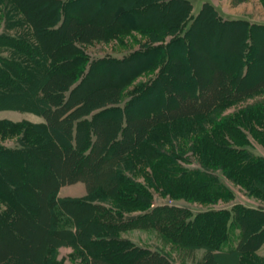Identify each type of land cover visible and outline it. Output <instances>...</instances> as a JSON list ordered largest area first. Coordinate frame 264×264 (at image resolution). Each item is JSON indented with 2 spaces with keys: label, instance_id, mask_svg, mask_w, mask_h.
I'll return each mask as SVG.
<instances>
[{
  "label": "trees",
  "instance_id": "obj_1",
  "mask_svg": "<svg viewBox=\"0 0 264 264\" xmlns=\"http://www.w3.org/2000/svg\"><path fill=\"white\" fill-rule=\"evenodd\" d=\"M191 9L189 0H0V110L41 118H0V264L18 263L32 249L27 230L42 224L37 264H63L59 247L77 264H172L166 251L120 235L149 228L183 263L264 264L262 208L187 217L150 208L149 188L190 201L228 197L215 172L264 201V155L249 139L264 149V52L255 43L264 24L223 19L208 2ZM226 31L238 37L226 44ZM129 32L143 39L121 57L83 47L122 44ZM201 54L213 68L198 74ZM255 66L262 72L247 83ZM187 152L198 167L182 166ZM75 182L84 195H57ZM231 227L236 241L224 248Z\"/></svg>",
  "mask_w": 264,
  "mask_h": 264
},
{
  "label": "rangeland",
  "instance_id": "obj_2",
  "mask_svg": "<svg viewBox=\"0 0 264 264\" xmlns=\"http://www.w3.org/2000/svg\"><path fill=\"white\" fill-rule=\"evenodd\" d=\"M192 5L191 9V15L193 16L196 11L200 8L201 4L203 2H208L209 5L220 15L221 18H242L247 20L250 23H258V24H264V0H189ZM127 13V12H126ZM135 19L137 18H144L143 16H135L133 15ZM152 13H148L145 16V20H156ZM163 22L165 21L163 18H161ZM201 25L205 24L208 25L209 31L215 32V28L207 22L206 19L200 20ZM2 29V22L0 21V31ZM130 35H125L122 39V44H119L116 40L110 39L106 42H93L88 45H84V49L88 53L90 57H98L103 55H111L114 57H121L122 55L126 54L132 49L138 48V41H142L143 37L140 36L138 32H129ZM132 35V36H131ZM193 36H196V30H193ZM237 32L233 31L229 32H223L221 34V37L223 38L224 43H228L232 39H236ZM132 37H134L132 39ZM168 37L165 38L167 40ZM196 38V37H195ZM255 43L257 46H260V50L264 52V36L261 38H256ZM202 60H199L197 63L194 62L196 66V70L198 74H203L202 72H207L208 69V55L201 54ZM207 63V65H206ZM212 69L213 67H209ZM259 72H258V71ZM262 69L255 66L252 67L249 71L248 80L247 83H251L252 80L256 77V75L261 74ZM212 78L214 80V85L218 81V72L216 70H213L212 72ZM148 76V73L140 74L137 76L134 80L135 81H144ZM209 77H211L209 75ZM210 79V80H211ZM223 79V77H221ZM211 84L208 85L209 90ZM211 91V90H210ZM207 92L205 91L204 95H206ZM261 98V96H255L252 98H248L245 101L237 102L234 105H231L223 110V113L231 114L239 106H243L246 103H250L256 99ZM180 102V101H179ZM186 104L180 103V106H186ZM0 118H7L13 121L20 120V119H27L30 121H39L41 118L39 116L30 114V113H24V112H18L14 110H0ZM253 148L255 149V152L258 154L264 155V149L259 146L257 143H255L250 137H249ZM10 140L3 141V144L5 145H11ZM188 155L189 162L182 163V166L186 168H194L198 167L197 163L195 162V159L190 155L189 152L186 153ZM216 176L221 177L222 181L224 182V185L229 188V194L228 197L222 198L218 197L215 198L213 201L210 202H200V201H190L183 198H174L173 196H170L169 194L162 193L159 190H153L148 189L151 199H150V208H159V207H167L171 209H177L182 211L180 214L181 217H187L194 216L197 213L209 211V210H225L230 211L231 208L234 205H241L243 207H254V208H262L264 209V201L260 200L254 196L247 195L244 189L238 185L230 181L228 178L223 177L218 172H215ZM135 179L141 183L144 184V180L138 175L135 177ZM85 188L84 184L82 182H75L71 184H65L59 187L57 191V195L62 196H79L84 194ZM137 213V212H133ZM45 225L38 226L37 228H29L27 230L28 234L26 235V241L28 240L31 243V248L28 253L23 254L22 256L18 257V263L15 264H37V254H38V247L41 245V238L46 236L43 231L46 230ZM123 237L129 238L131 241H133L135 244L146 247L150 249L151 251L157 249L161 252L166 251L169 254V258L171 260L172 264H193L192 261L188 260V258L185 260V263L181 262L182 259L180 252L172 247L169 244H165L162 242V239L160 238V235H158L157 231L155 229H129L121 233ZM237 236V228L231 227L228 230V241L223 247H229L234 244L236 241ZM70 251V248L68 247H59L58 248V257L63 259V264H77L75 262H70L67 254ZM258 255L264 257V247L263 249L259 250ZM197 256H199V252L197 251ZM10 260V259H9ZM7 262H12V260ZM217 264H232L231 260L226 258H221Z\"/></svg>",
  "mask_w": 264,
  "mask_h": 264
},
{
  "label": "crops",
  "instance_id": "obj_3",
  "mask_svg": "<svg viewBox=\"0 0 264 264\" xmlns=\"http://www.w3.org/2000/svg\"><path fill=\"white\" fill-rule=\"evenodd\" d=\"M85 193V192H84ZM82 195H84V194H82ZM82 195H79V196H82ZM79 196H70V197H79ZM124 232V231H123ZM121 233L122 232H120V235H121ZM122 236V235H121ZM263 247H264V242L261 244V246L257 249V252L259 251V250H261V249H263Z\"/></svg>",
  "mask_w": 264,
  "mask_h": 264
}]
</instances>
